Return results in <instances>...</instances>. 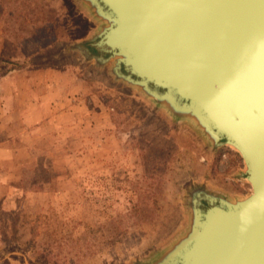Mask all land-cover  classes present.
I'll return each instance as SVG.
<instances>
[{
  "label": "rangeland",
  "instance_id": "374dc122",
  "mask_svg": "<svg viewBox=\"0 0 264 264\" xmlns=\"http://www.w3.org/2000/svg\"><path fill=\"white\" fill-rule=\"evenodd\" d=\"M66 20L0 0V264L150 260L185 230L190 187L245 194L242 161L60 57L80 37Z\"/></svg>",
  "mask_w": 264,
  "mask_h": 264
},
{
  "label": "water",
  "instance_id": "95a60500",
  "mask_svg": "<svg viewBox=\"0 0 264 264\" xmlns=\"http://www.w3.org/2000/svg\"><path fill=\"white\" fill-rule=\"evenodd\" d=\"M52 3L80 35L60 57L242 161L245 194L193 185L182 234L132 264H264V0Z\"/></svg>",
  "mask_w": 264,
  "mask_h": 264
},
{
  "label": "crops",
  "instance_id": "0c3cea01",
  "mask_svg": "<svg viewBox=\"0 0 264 264\" xmlns=\"http://www.w3.org/2000/svg\"><path fill=\"white\" fill-rule=\"evenodd\" d=\"M61 87H64V86H66V85H64V86H62V85H60ZM60 86H58V87H60Z\"/></svg>",
  "mask_w": 264,
  "mask_h": 264
},
{
  "label": "bare ground",
  "instance_id": "6f19581e",
  "mask_svg": "<svg viewBox=\"0 0 264 264\" xmlns=\"http://www.w3.org/2000/svg\"><path fill=\"white\" fill-rule=\"evenodd\" d=\"M247 180V179H246ZM247 182H248V180H247Z\"/></svg>",
  "mask_w": 264,
  "mask_h": 264
}]
</instances>
